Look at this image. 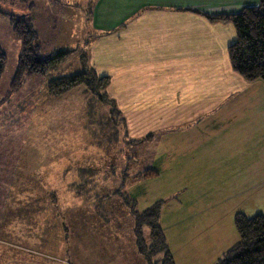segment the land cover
Wrapping results in <instances>:
<instances>
[{"label": "rangeland", "instance_id": "obj_1", "mask_svg": "<svg viewBox=\"0 0 264 264\" xmlns=\"http://www.w3.org/2000/svg\"><path fill=\"white\" fill-rule=\"evenodd\" d=\"M93 1L30 0L31 6L22 0L0 2V9L7 13L0 14V45L7 56L0 79V264H142L135 256L133 213L123 197L103 196L117 190L136 201L138 212L145 210L148 200L164 196L160 223L170 246L181 238L189 242L201 238L199 221L189 216L196 210L186 211L189 201L202 208L206 199L196 192L192 196L191 186L184 215L179 206L183 194L179 198L177 194L181 185L175 180L166 186L173 177L162 172L159 156L150 162V142L136 150L134 141H129L126 120L120 115L116 120L109 118L108 104L84 86L49 97L46 83L50 77L26 79L21 88L9 93L21 50L9 13L31 19L39 36L40 56L77 48L58 72L79 73L83 68L80 55L92 36L87 13ZM133 155L138 156V162ZM129 161L131 167H127ZM153 167L158 177L150 170ZM138 169H145L146 177ZM82 178L90 181L80 182ZM189 184H182L179 190L186 193ZM261 203L258 205L264 208V201ZM236 204L234 200L232 205ZM256 205L251 199L248 204L244 201L236 212L246 215L249 211L251 217ZM192 226L195 228L190 230ZM142 231L149 242L150 228L144 226Z\"/></svg>", "mask_w": 264, "mask_h": 264}, {"label": "crops", "instance_id": "obj_2", "mask_svg": "<svg viewBox=\"0 0 264 264\" xmlns=\"http://www.w3.org/2000/svg\"><path fill=\"white\" fill-rule=\"evenodd\" d=\"M258 2L94 0L87 13L88 65L109 78L107 93L126 120L129 141L136 150L150 142V162L159 156L162 172L173 177L166 186L177 180L180 189L190 181L186 193L177 191L184 215L191 186L192 196L206 199L202 208L189 201L186 211L196 210L189 216L201 225L199 241L179 238L172 247L162 229L175 264H216L240 240L235 217L245 215L236 212L244 201L257 204L251 217L264 214V82H248L233 70L228 47L236 39L234 26L205 16L237 13ZM150 170L159 176L156 167ZM162 198L148 200L143 209ZM135 252L147 264L136 244Z\"/></svg>", "mask_w": 264, "mask_h": 264}, {"label": "trees", "instance_id": "obj_3", "mask_svg": "<svg viewBox=\"0 0 264 264\" xmlns=\"http://www.w3.org/2000/svg\"><path fill=\"white\" fill-rule=\"evenodd\" d=\"M2 1L11 0H0V2ZM22 1L30 3V6L33 4L30 0ZM4 13L0 9V14ZM205 16L211 22L231 23L234 26L236 39L228 47L233 70L248 82L257 80L264 82V0H259L256 6L244 7L237 13L206 14ZM9 17L13 32L19 39L21 47L9 93L16 92L21 88L26 79L50 77L46 83V92L49 97H58L76 87L84 86L94 97L110 106L109 118L113 117V120H116V117L118 118L119 111L116 110L115 102L107 93L109 78L97 75L95 70L88 65L86 51L80 55L83 68L79 73L64 74L58 72L67 59L78 49H60L51 56L44 58L40 56V47L37 42L39 36L31 19L29 17H16L11 13H9ZM6 64L7 56L0 45V79L5 71ZM54 73L56 75H53ZM111 108L113 109L111 110ZM146 174L147 172H144L143 177H146ZM89 181L85 178L80 180L83 183ZM86 194L82 193V195ZM103 196L104 198L123 197L124 203L130 208V212L134 216V235L137 251L146 260L147 264H175L165 234L159 225L160 201L138 212L135 210L136 201L124 191L117 190L113 194ZM144 226L150 228L149 242L143 236L142 228ZM235 226L240 240L230 247L216 264H264V214L260 213L247 217L239 213L235 217ZM158 255L161 258H156Z\"/></svg>", "mask_w": 264, "mask_h": 264}]
</instances>
